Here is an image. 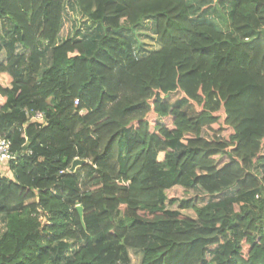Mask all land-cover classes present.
Masks as SVG:
<instances>
[{
  "label": "trees",
  "instance_id": "trees-1",
  "mask_svg": "<svg viewBox=\"0 0 264 264\" xmlns=\"http://www.w3.org/2000/svg\"><path fill=\"white\" fill-rule=\"evenodd\" d=\"M226 1L0 0V264H264V0Z\"/></svg>",
  "mask_w": 264,
  "mask_h": 264
},
{
  "label": "rangeland",
  "instance_id": "rangeland-1",
  "mask_svg": "<svg viewBox=\"0 0 264 264\" xmlns=\"http://www.w3.org/2000/svg\"><path fill=\"white\" fill-rule=\"evenodd\" d=\"M219 0H216V2ZM221 1V0H220ZM227 7V1L224 0V7ZM224 16V15H223ZM228 16V14H227ZM227 18V17H226ZM66 19V18H65ZM221 19V18H219ZM218 26L222 29H224L228 23V19H223L221 21V25L218 23V21H215ZM120 34L126 36L132 41V47L134 54L136 55L137 58H143L146 55H148L150 52L156 51L160 48V44L158 42L157 35L155 33V23L154 20L148 19L144 20L139 27H137L133 31H120ZM44 48V46H43ZM45 57H44V66L49 65L50 63V52L48 53V50L45 52ZM172 103H178L181 101V97L179 95H173L170 99ZM189 113H191L189 111ZM260 168V167H259ZM180 194L181 196H189L193 197L194 193L189 192L188 194L183 193L180 190H176L172 192L174 196L177 194ZM173 209L176 208V204L172 207ZM73 247H71L70 252H72ZM69 252V253H70ZM141 251L133 248H129V256H130V262L129 264H139L140 259H141Z\"/></svg>",
  "mask_w": 264,
  "mask_h": 264
},
{
  "label": "built area",
  "instance_id": "built-area-1",
  "mask_svg": "<svg viewBox=\"0 0 264 264\" xmlns=\"http://www.w3.org/2000/svg\"><path fill=\"white\" fill-rule=\"evenodd\" d=\"M26 117L30 121L37 122L39 124L44 123V115L41 112H26ZM30 150L22 149L18 154L29 153ZM15 159V154L11 150V142L0 136V174H10L9 164Z\"/></svg>",
  "mask_w": 264,
  "mask_h": 264
},
{
  "label": "water",
  "instance_id": "water-1",
  "mask_svg": "<svg viewBox=\"0 0 264 264\" xmlns=\"http://www.w3.org/2000/svg\"><path fill=\"white\" fill-rule=\"evenodd\" d=\"M84 162H86V160L79 159V158H75V159H73V161H72L71 164H70L69 171H70V172H74V170L76 169V167H77L78 165H81V164L84 163ZM75 208H76L77 211H78V214H79V216H80V219H81L82 225H84V222H83V220H82V215H83V208H82V206L79 205V204H77V205L75 206Z\"/></svg>",
  "mask_w": 264,
  "mask_h": 264
}]
</instances>
